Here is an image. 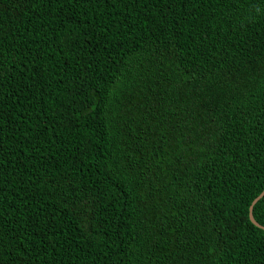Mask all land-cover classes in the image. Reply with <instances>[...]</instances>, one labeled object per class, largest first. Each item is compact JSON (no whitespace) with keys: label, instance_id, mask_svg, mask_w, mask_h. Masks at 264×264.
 Instances as JSON below:
<instances>
[{"label":"trees","instance_id":"obj_1","mask_svg":"<svg viewBox=\"0 0 264 264\" xmlns=\"http://www.w3.org/2000/svg\"><path fill=\"white\" fill-rule=\"evenodd\" d=\"M263 190L264 0H0V264H264Z\"/></svg>","mask_w":264,"mask_h":264},{"label":"water","instance_id":"obj_2","mask_svg":"<svg viewBox=\"0 0 264 264\" xmlns=\"http://www.w3.org/2000/svg\"><path fill=\"white\" fill-rule=\"evenodd\" d=\"M264 196V190L262 191V193L252 202V204L250 205L249 207V213H248V218H249V221L251 222V224H253L255 227L259 228L260 230H263L264 231V227L258 225L254 219H253V216H252V210H253V207L254 205L263 198Z\"/></svg>","mask_w":264,"mask_h":264}]
</instances>
